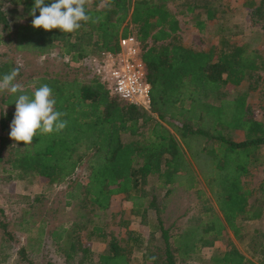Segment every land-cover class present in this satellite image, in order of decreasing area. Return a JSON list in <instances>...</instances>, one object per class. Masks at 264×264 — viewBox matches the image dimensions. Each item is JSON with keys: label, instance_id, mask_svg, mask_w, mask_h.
Instances as JSON below:
<instances>
[{"label": "trees", "instance_id": "1", "mask_svg": "<svg viewBox=\"0 0 264 264\" xmlns=\"http://www.w3.org/2000/svg\"><path fill=\"white\" fill-rule=\"evenodd\" d=\"M3 1L11 8L0 7V77L19 68L15 53H30L39 59L58 56L76 68L63 75L36 76L31 84H20L23 69L19 68L13 83L22 85L23 94L31 95L47 84L53 90L55 109L66 114L61 117L67 121L63 131L48 135L38 131L31 144L9 136L14 101L22 93L0 92V164L8 179L33 176L52 185L72 180L64 195L66 205L77 204L80 222L48 231L66 263L193 264L190 260H195L200 264H264V182L256 191L246 189L243 182L249 169L261 163L264 120L251 115L247 93L239 91L244 85L255 89L250 81L264 72V51L250 50L237 38L232 41L234 35L230 37L222 25L232 14L228 3L88 0L85 9L91 19L81 22L80 29L63 33L58 28L45 31L32 26L29 12L34 0ZM172 3L180 10H170ZM244 5L251 11V24L264 30V0H247ZM189 14L196 15L199 23L203 18L215 20L217 45L202 52L182 44L177 18ZM128 36L136 37L142 46L145 81L150 86L148 109L109 97L90 64L103 53L116 54L119 40ZM3 47L10 49L11 56ZM226 86L238 92L229 93L223 89ZM146 126L147 137L142 132ZM232 132H242V139L234 140ZM188 142L195 149L189 154L192 163L183 150V146L190 148ZM82 166L87 169L85 176L74 180ZM199 178L215 189L222 216V220L216 216L214 228L212 224L203 232L214 231L217 240L228 228L241 242L248 241L250 257L229 243V249L202 261L195 256L198 245L212 247V242L199 236L198 228L178 235L165 229L163 213L173 187L195 188ZM117 196L123 205L120 218L127 216L120 224H134L120 239L108 236L102 222L98 226L91 219L86 221L87 213L111 217L112 200ZM239 198L245 205L231 215V200ZM87 224L91 226L88 236L96 235L102 241L109 237L95 263L79 235ZM1 227L6 230L7 225ZM145 229L147 236L142 232ZM4 235L12 239L10 233ZM135 252L141 254L140 259ZM18 255L24 264H33L25 248Z\"/></svg>", "mask_w": 264, "mask_h": 264}, {"label": "rangeland", "instance_id": "2", "mask_svg": "<svg viewBox=\"0 0 264 264\" xmlns=\"http://www.w3.org/2000/svg\"><path fill=\"white\" fill-rule=\"evenodd\" d=\"M189 1H195L203 5L208 2L211 3L213 0ZM221 1L228 3V9L232 13L229 20L227 18L226 22H222V25L229 29V36L234 35L232 41L237 38L243 44L249 45L250 50L257 49L261 52L264 51V30L259 25L254 26L251 24V11L244 8V2L247 0ZM256 2L258 3L259 0H256ZM0 4L2 8H11L3 0H0ZM170 6L173 7L171 10L175 12L181 8L176 3H172ZM190 17L192 18V16ZM211 32L215 33L217 45L220 39L216 29L213 27ZM188 35V40L191 42H197L198 38L202 40L201 36ZM226 35H224L225 38L228 37ZM180 39L183 42V37L180 36ZM2 51L8 52L7 54L11 56L8 47H3ZM13 57H16V67L23 69L22 77L19 80L20 84H31L35 77L39 75H63L66 72L72 73L76 70L73 64L67 65L68 63L58 56L39 59L30 53H15ZM78 74H80L78 77L83 81L85 77L81 76V72H78ZM259 75V78L256 76L251 78L250 85L255 87L254 90H250L248 85H244L239 91L241 93H247V105L251 115L257 120H264V72L259 73ZM223 89L229 93L238 92L237 88L230 86H226ZM142 132L146 135L148 126L143 128ZM232 138L240 141L242 139V132H232ZM258 159L261 163L256 167L250 168L248 175L243 178L246 189L251 191L260 189L262 182H264V146H262L261 155H258ZM231 162L235 164V161ZM86 171V166H82L74 176V180L83 178ZM12 176L10 177L11 179H8L9 176L3 172L2 164H0V264H24L18 255L21 248H25L26 258L33 264H67L61 254L56 252V247L53 245L48 231L59 227H69L74 222H80L81 212L77 209V204L74 203L75 207L71 205L72 203L66 205L68 201L64 195L69 186H71L72 180H68L62 184L52 185L48 180L39 177L31 176L27 179L20 180L14 179ZM181 191L184 192L183 189H180L176 191V194H171L167 198L178 197ZM214 192L215 189L211 190L199 178L198 185L193 189V193L184 192L185 197H183L185 199H183V202L178 207L177 215L179 216L175 219L173 218L174 221L167 220L166 226L171 225V234H174L177 230L182 231L198 228V235L212 242V247L201 248L202 246L200 244L198 245L200 251L195 256L201 258L202 261L208 260L214 252H223L225 249H229V243H232L244 256L250 257L248 241L241 242L234 237V234H231V230L226 229L217 240H214V231L203 232V229L210 227L215 222L216 216L222 220L214 198ZM36 198H38V201H35L37 200ZM121 200L122 198L120 196L112 200L111 217L110 215L105 217L101 212L87 213L86 221L91 219L92 224L98 226L102 222L105 225L104 231L108 236L116 239L124 237L126 228L133 229L134 224L133 222H129V227L120 224L127 217L125 213V216L120 218V214L118 213L123 208ZM244 205L243 198H239L235 202L231 200L229 213L232 215L237 209H242ZM225 208L228 209V203H225ZM1 224L7 225L6 230L1 227ZM89 228L91 226L87 224L86 230L80 231L79 235L81 234V241L84 247L88 248L92 253L93 263H95L96 257L105 249L109 237L107 239L105 237V240L102 241L96 235L88 236L87 229ZM142 231L144 232V236L148 235V232ZM5 232L10 233L12 239L4 235ZM135 256L140 259L141 254L135 252ZM190 262L200 264V262L195 260H190ZM72 264H78V262L74 260ZM84 264L88 263L85 262Z\"/></svg>", "mask_w": 264, "mask_h": 264}, {"label": "clouds", "instance_id": "3", "mask_svg": "<svg viewBox=\"0 0 264 264\" xmlns=\"http://www.w3.org/2000/svg\"><path fill=\"white\" fill-rule=\"evenodd\" d=\"M87 2L88 0H51L50 4H46L45 0H34L29 12L33 17L32 26L45 31L58 28L63 33H72L80 29L81 22L87 23L91 19L85 9ZM18 74L19 68H14L0 77V92L22 93L14 101L15 113L10 124V138L16 142L31 144L38 131L43 135L63 131L67 121L61 117L66 114L55 109L56 100L52 88L43 84L31 95L23 94L22 86L13 83Z\"/></svg>", "mask_w": 264, "mask_h": 264}, {"label": "built area", "instance_id": "4", "mask_svg": "<svg viewBox=\"0 0 264 264\" xmlns=\"http://www.w3.org/2000/svg\"><path fill=\"white\" fill-rule=\"evenodd\" d=\"M141 55L140 41L128 36L119 40L116 54L103 53L99 58L92 59L90 64L109 97L148 109L150 86L145 81Z\"/></svg>", "mask_w": 264, "mask_h": 264}, {"label": "crops", "instance_id": "5", "mask_svg": "<svg viewBox=\"0 0 264 264\" xmlns=\"http://www.w3.org/2000/svg\"><path fill=\"white\" fill-rule=\"evenodd\" d=\"M168 7L170 10L173 9V7H171L170 5ZM173 12H175V11H173ZM190 16H192V14H189V17H187V18H185V17L182 18V16L177 18L179 20V28H180V31L178 34L181 37H183L182 44L186 47L193 49V50L206 52L211 47L216 45L215 33L211 32V29L215 26V24H214L215 20H207V19L203 18V20L200 19V22H201V20H202V22L199 23L198 19H196V17H195L196 15H193L194 18H193V16H192V18ZM203 21H204V23H203ZM188 34H191V36H195V35L201 36L202 40H200L198 38L197 42H191L188 40L189 39ZM147 134L149 135V127H148V132H146L145 137H147ZM187 144H188V146L190 145V148H189L190 150L187 149L186 147H184L183 144H181V145L183 146V150L186 153L187 159L190 161V163H192L191 158L189 157V154L193 153V151L195 149H193V147H191V146H193V143L188 142ZM180 189H183L184 192L186 191L188 193H190V192L193 193L194 188H188V185L187 186L175 185L173 187L172 194H176L177 193L176 191H178ZM184 192L181 191L180 194H178L179 195L178 197H171L170 199H168V198L166 199V205H165L164 213H163V222H164L165 229H167V228L170 229V233H172L171 225L166 226V221L167 220L172 221L173 218L175 219L176 217L179 216V215H177L178 207L183 202V199H185L184 198L185 197ZM183 193H184V195H182ZM144 231L147 233L146 229ZM185 231H187V230L186 229L182 230V231L177 230L174 232V235L183 234ZM230 232H231V234H233L232 231H230ZM143 235H144V232H143Z\"/></svg>", "mask_w": 264, "mask_h": 264}]
</instances>
